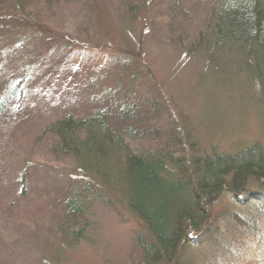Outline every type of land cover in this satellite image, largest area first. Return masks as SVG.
Wrapping results in <instances>:
<instances>
[{
	"label": "rangeland",
	"instance_id": "374dc122",
	"mask_svg": "<svg viewBox=\"0 0 264 264\" xmlns=\"http://www.w3.org/2000/svg\"><path fill=\"white\" fill-rule=\"evenodd\" d=\"M224 4L0 0V264H141L144 228L119 174L54 152L47 128L61 117L136 107L138 122H112L132 127L122 137L134 151L153 152L173 131L182 146L171 154L184 159L264 155V70L258 52L212 38ZM247 183L210 206L242 222L217 218L222 238L190 250L189 264H264V179ZM68 197L82 207L72 241L57 214Z\"/></svg>",
	"mask_w": 264,
	"mask_h": 264
},
{
	"label": "trees",
	"instance_id": "16d2710c",
	"mask_svg": "<svg viewBox=\"0 0 264 264\" xmlns=\"http://www.w3.org/2000/svg\"><path fill=\"white\" fill-rule=\"evenodd\" d=\"M214 16L211 35L216 43L229 42L247 54L258 52L264 70V0H227ZM112 108L114 102L113 107L109 104ZM134 108L122 106L112 114L101 111L85 119L70 115L57 119L47 128L56 140L53 151L72 155L94 171L109 169L119 174L127 206L144 228L134 238L141 264H189L190 250L222 238L217 218L242 222L236 212H217L210 206L223 194L237 196L248 186L249 177L264 179V155L250 149L234 154H193L184 159L171 154L182 146L173 131L164 135L153 152L134 151L122 137L132 127L124 122L112 124L118 116L138 122ZM58 212L63 237L74 240L81 231L72 229L82 213L81 205L68 197Z\"/></svg>",
	"mask_w": 264,
	"mask_h": 264
}]
</instances>
